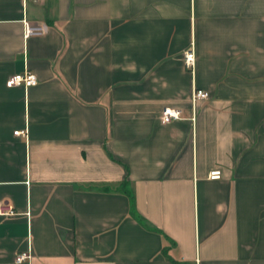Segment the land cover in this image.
Here are the masks:
<instances>
[{
    "label": "crops",
    "instance_id": "obj_1",
    "mask_svg": "<svg viewBox=\"0 0 264 264\" xmlns=\"http://www.w3.org/2000/svg\"><path fill=\"white\" fill-rule=\"evenodd\" d=\"M0 204V264H264V0H0Z\"/></svg>",
    "mask_w": 264,
    "mask_h": 264
},
{
    "label": "built area",
    "instance_id": "obj_2",
    "mask_svg": "<svg viewBox=\"0 0 264 264\" xmlns=\"http://www.w3.org/2000/svg\"><path fill=\"white\" fill-rule=\"evenodd\" d=\"M42 30L38 27H30L27 23H23V37L24 39L30 36L41 35ZM183 65L185 69L191 71L193 68L194 56L192 50H188L183 53ZM36 84L35 77L29 73H24L22 75H13L5 81V87H22L24 89L34 86ZM208 96L206 92L202 90L193 89L191 93L190 102L194 105L198 101L207 100ZM180 119V112L178 110L164 108L159 116V122L161 124H169L171 122ZM23 132H14L13 135H22ZM220 177L219 171L215 170L208 174L209 180H218ZM13 216V211L10 206L6 204H0V217ZM26 255H19L14 258L15 263H20L26 259Z\"/></svg>",
    "mask_w": 264,
    "mask_h": 264
}]
</instances>
